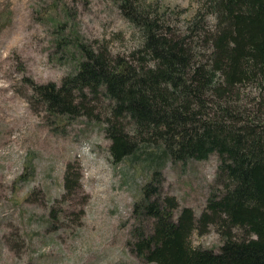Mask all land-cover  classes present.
I'll use <instances>...</instances> for the list:
<instances>
[{
	"label": "trees",
	"instance_id": "trees-1",
	"mask_svg": "<svg viewBox=\"0 0 264 264\" xmlns=\"http://www.w3.org/2000/svg\"><path fill=\"white\" fill-rule=\"evenodd\" d=\"M194 1L180 24L179 11L159 0H117L138 35L124 52L84 40L62 20L56 42L68 71L59 82L27 83L48 113L94 119L112 159L148 171L126 239L142 260L264 264V0ZM212 154L215 182L195 215L163 193L162 169ZM210 224L223 236L219 248L193 245V230Z\"/></svg>",
	"mask_w": 264,
	"mask_h": 264
},
{
	"label": "rangeland",
	"instance_id": "rangeland-1",
	"mask_svg": "<svg viewBox=\"0 0 264 264\" xmlns=\"http://www.w3.org/2000/svg\"><path fill=\"white\" fill-rule=\"evenodd\" d=\"M159 1L179 11L180 24L197 8L194 0ZM120 11L117 0H0V264H155L126 243L148 171L112 159L94 119L48 113L27 83L59 82L68 71L56 42L62 20L112 52L135 47L137 32ZM218 160L168 162L163 193L200 213ZM69 162L73 186L64 193ZM190 240L216 249L223 236L210 224Z\"/></svg>",
	"mask_w": 264,
	"mask_h": 264
}]
</instances>
